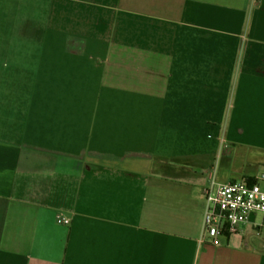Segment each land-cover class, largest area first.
I'll return each instance as SVG.
<instances>
[{
    "label": "crops",
    "instance_id": "0c3cea01",
    "mask_svg": "<svg viewBox=\"0 0 264 264\" xmlns=\"http://www.w3.org/2000/svg\"><path fill=\"white\" fill-rule=\"evenodd\" d=\"M3 120L0 264H264L259 214L200 240L264 174V0H0Z\"/></svg>",
    "mask_w": 264,
    "mask_h": 264
},
{
    "label": "built area",
    "instance_id": "2783aa9c",
    "mask_svg": "<svg viewBox=\"0 0 264 264\" xmlns=\"http://www.w3.org/2000/svg\"><path fill=\"white\" fill-rule=\"evenodd\" d=\"M261 180H264V174L254 182L232 181L207 188L201 243L210 240L219 245L226 232H236L241 224L251 221L253 215L261 214L264 219V188ZM66 221L69 219L66 218Z\"/></svg>",
    "mask_w": 264,
    "mask_h": 264
},
{
    "label": "rangeland",
    "instance_id": "374dc122",
    "mask_svg": "<svg viewBox=\"0 0 264 264\" xmlns=\"http://www.w3.org/2000/svg\"><path fill=\"white\" fill-rule=\"evenodd\" d=\"M85 37L84 36H80V41H82V40H85L84 39ZM76 40V39H75ZM83 101V100H82ZM8 120V119H7ZM7 120H3V122L1 121L0 122V142H5V141H7V143L9 142V141H19V138L18 137H16V139L14 140L13 139V135L14 134H16V131L15 130H13L12 128H11V126L10 127H7V126H5L6 125V121ZM11 120V119H10ZM12 121V120H11ZM3 126H5V127H3ZM28 139H25V141H27ZM24 141V140H23ZM30 141V140H29ZM7 148H9L11 151L13 150V147L11 146V145H1L0 146V151L2 152V153H6L7 151ZM15 150V149H14ZM6 154H9V153H6ZM3 161H7V164H9V163H11V162H8V159L6 158V159H4ZM0 174H2V172H0ZM261 182V185H262V187L264 188V180H261L260 181ZM260 216H261V214H259Z\"/></svg>",
    "mask_w": 264,
    "mask_h": 264
},
{
    "label": "flooded vegetation",
    "instance_id": "af4514ba",
    "mask_svg": "<svg viewBox=\"0 0 264 264\" xmlns=\"http://www.w3.org/2000/svg\"><path fill=\"white\" fill-rule=\"evenodd\" d=\"M29 140H30V141H34V142H36V140H34V139H28V140H27V143H26L27 145H30V144H29V143H30ZM37 141H43V140L38 139ZM63 147H64V146H55V149L58 150V151H63V150H64ZM68 148H69V147H68ZM69 149H70V148H69ZM71 150H75V149H71ZM63 152H65V151H63Z\"/></svg>",
    "mask_w": 264,
    "mask_h": 264
},
{
    "label": "trees",
    "instance_id": "16d2710c",
    "mask_svg": "<svg viewBox=\"0 0 264 264\" xmlns=\"http://www.w3.org/2000/svg\"><path fill=\"white\" fill-rule=\"evenodd\" d=\"M64 148V150L63 151H65V152H69V153H82L83 151L82 150H71V149H69L68 147H66V146H64L63 147ZM254 181V180H253Z\"/></svg>",
    "mask_w": 264,
    "mask_h": 264
}]
</instances>
